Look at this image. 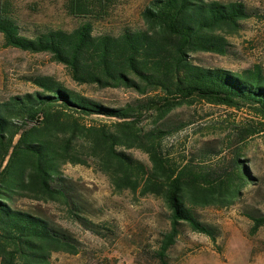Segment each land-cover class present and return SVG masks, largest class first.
Instances as JSON below:
<instances>
[{
    "label": "trees",
    "instance_id": "trees-1",
    "mask_svg": "<svg viewBox=\"0 0 264 264\" xmlns=\"http://www.w3.org/2000/svg\"><path fill=\"white\" fill-rule=\"evenodd\" d=\"M116 3L65 0L64 7L70 15L101 20ZM254 14L242 0H150L141 11L142 27L96 33L93 22L85 20L73 29L47 27L26 34L13 2L0 0L5 46L50 53L79 84L122 87L139 95L111 106L55 76L36 74L29 79L38 90L0 100V264H52L55 252H81L73 232L38 205L21 204L23 199L65 205L83 226L102 234L104 227L84 214L75 186L63 172L67 163L105 173L117 192L164 200L171 228L155 251L160 264H171L168 252L183 224L217 242L218 228L204 222L197 207L232 203L252 176L238 152L229 164L208 163L222 152L215 146H202L189 159L176 155L175 137L199 121L194 114H170L197 102L246 109L250 116L234 121L228 141L264 131V66L234 71L194 60L198 52H232L229 36ZM133 148L147 153L151 166ZM255 220L256 227L264 224V217Z\"/></svg>",
    "mask_w": 264,
    "mask_h": 264
},
{
    "label": "rangeland",
    "instance_id": "rangeland-1",
    "mask_svg": "<svg viewBox=\"0 0 264 264\" xmlns=\"http://www.w3.org/2000/svg\"><path fill=\"white\" fill-rule=\"evenodd\" d=\"M11 1L15 16L26 34L47 27L73 29L85 20L93 22L96 33H119L125 26H144L141 11L150 2L117 0L111 15L98 20L70 15L64 7L65 0ZM242 1L255 14L243 20L239 32L229 36L232 52L226 55L198 52L194 54L197 63L234 71L257 63L264 66V0ZM36 74L55 76L70 88L111 106H121L139 97L137 92L122 87L101 88L94 84H79L68 68L55 61L50 53L7 47L0 32V100L38 90L29 79V76ZM189 114H194L200 123L193 124L175 137L174 153H183L189 159L202 146H215L222 152L207 160L208 163L220 161L229 164L238 152L252 179L242 186L239 196L232 203L197 207L200 218L218 228L217 242H213L207 234L183 224L177 242L168 252L170 263L264 264V224L256 227L255 220L264 217V131L244 141L234 137L229 140L230 143L227 135L232 131V124L235 120L249 117L248 110L197 102L191 107L185 105L175 109L170 116L186 117ZM145 123L147 127L151 126L149 122ZM131 151L151 166L147 153L137 148ZM63 172L72 180L84 214L104 228L101 235L87 229L65 205L23 199L21 204L38 205L42 213L68 228L80 240L81 252H55L52 264H80L87 261L137 264V260L142 264H160L155 251L164 233L171 228L170 211L162 198L153 194L140 195L130 190L117 192L109 177L92 166L67 163Z\"/></svg>",
    "mask_w": 264,
    "mask_h": 264
}]
</instances>
